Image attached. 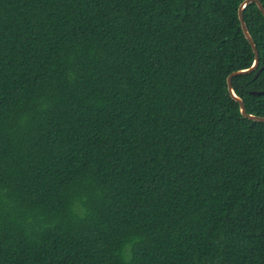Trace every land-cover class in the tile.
Returning a JSON list of instances; mask_svg holds the SVG:
<instances>
[{
  "label": "trees",
  "instance_id": "trees-1",
  "mask_svg": "<svg viewBox=\"0 0 264 264\" xmlns=\"http://www.w3.org/2000/svg\"><path fill=\"white\" fill-rule=\"evenodd\" d=\"M241 1L0 0V264H264Z\"/></svg>",
  "mask_w": 264,
  "mask_h": 264
},
{
  "label": "water",
  "instance_id": "water-1",
  "mask_svg": "<svg viewBox=\"0 0 264 264\" xmlns=\"http://www.w3.org/2000/svg\"><path fill=\"white\" fill-rule=\"evenodd\" d=\"M251 2H254L256 4V6L258 7V9L260 10V12L262 13V16L264 18V8L261 4V2L259 0H242L239 5H238V8H237V17H238V20L240 22V27H241V30L243 32V35L245 37V39L247 40V42L249 43L252 51H253V61L251 63L250 66L246 67V68H241V69H237L235 71H232L230 72L227 77H226V86H227V91L229 93V96L238 103V106H239V111H240V114L243 116V117H246L250 120H253V121H261V122H264V116H260V115H254V114H251V113H248L245 109V105H244V102L243 100L241 99V97H239L233 87H232V77L236 76V75H240V74H248V73H251L253 72L254 70H256L254 76H256L263 68H264V65H261L259 68H257L258 66V63H259V60H258V50L254 44V41L251 37V35L249 34V31L247 29V26L243 20V16H242V13H243V10L244 8L247 6V4L251 3ZM252 94H264V89L263 90H259V91H251Z\"/></svg>",
  "mask_w": 264,
  "mask_h": 264
}]
</instances>
